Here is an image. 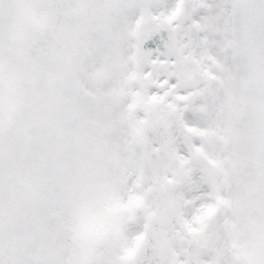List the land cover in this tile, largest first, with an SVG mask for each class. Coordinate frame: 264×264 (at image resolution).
<instances>
[{"label":"snow or ice","instance_id":"1","mask_svg":"<svg viewBox=\"0 0 264 264\" xmlns=\"http://www.w3.org/2000/svg\"><path fill=\"white\" fill-rule=\"evenodd\" d=\"M262 68L264 0H0V264H264Z\"/></svg>","mask_w":264,"mask_h":264},{"label":"rangeland","instance_id":"2","mask_svg":"<svg viewBox=\"0 0 264 264\" xmlns=\"http://www.w3.org/2000/svg\"><path fill=\"white\" fill-rule=\"evenodd\" d=\"M141 202H135V206H140ZM108 217H100L91 215L85 218L82 223L81 240L85 248L91 243L102 239L108 232L110 225H115L118 222L120 214L124 211L115 205L109 207Z\"/></svg>","mask_w":264,"mask_h":264},{"label":"clouds","instance_id":"3","mask_svg":"<svg viewBox=\"0 0 264 264\" xmlns=\"http://www.w3.org/2000/svg\"><path fill=\"white\" fill-rule=\"evenodd\" d=\"M261 71H262V73H264V68H262ZM248 91H249L250 94H253V95H257V94H259V93L257 92V89H256L254 86H253V87H250V88L248 89Z\"/></svg>","mask_w":264,"mask_h":264}]
</instances>
